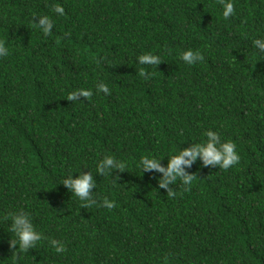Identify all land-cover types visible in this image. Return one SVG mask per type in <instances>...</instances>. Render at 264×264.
Returning a JSON list of instances; mask_svg holds the SVG:
<instances>
[{"label":"trees","instance_id":"1","mask_svg":"<svg viewBox=\"0 0 264 264\" xmlns=\"http://www.w3.org/2000/svg\"><path fill=\"white\" fill-rule=\"evenodd\" d=\"M231 2L224 17L222 0H0V264H264V0ZM78 89L91 95L66 98ZM206 129L240 160L197 158L168 196L140 157L166 166ZM104 155L126 167L96 171ZM71 171L91 172L95 203L61 182ZM18 211L42 236L27 250L9 246Z\"/></svg>","mask_w":264,"mask_h":264},{"label":"clouds","instance_id":"2","mask_svg":"<svg viewBox=\"0 0 264 264\" xmlns=\"http://www.w3.org/2000/svg\"><path fill=\"white\" fill-rule=\"evenodd\" d=\"M223 16L229 17L234 12V6L231 0H222ZM54 11L60 15L64 14V8L57 4L54 6ZM35 21L43 30L48 33L52 30L53 20L48 15H39ZM252 43L260 52H264V38H254ZM8 47L3 41H0V56L8 54ZM180 58L187 64H193L202 59L200 52L194 51L191 48L183 50ZM139 63L157 65L161 59L151 53H143L137 57ZM141 75H145L141 69ZM98 90L108 93L109 89L103 82L97 85ZM91 92L86 89H78L67 94L66 98L70 101L88 97ZM204 137L200 142H192L188 146L180 147L178 151L168 155L166 166L160 163V156L143 155L140 157V166L143 171L156 170L163 174L159 180V187L167 189L168 196L175 195L172 188H169V182L179 180L183 185H190L194 179V174L186 170L199 158L205 166H219L222 169H227L236 164L240 160V156L236 151V145L232 140H222L217 131L206 129ZM126 167L125 162L117 159L113 155H104L96 164V171L100 173H110L113 169L123 170ZM61 182L74 193L76 197L86 201L88 204L95 203L92 197V189L95 185V180L91 172H79L77 175H72V171L64 176ZM104 207L112 208L114 202L107 197L102 200ZM11 215V232L14 233L15 239L9 240V246H17L21 250H27L35 247L36 242L42 239L41 233L36 230L30 216L24 211L14 212ZM49 243L55 248L56 252L64 250V244L55 238H49Z\"/></svg>","mask_w":264,"mask_h":264}]
</instances>
